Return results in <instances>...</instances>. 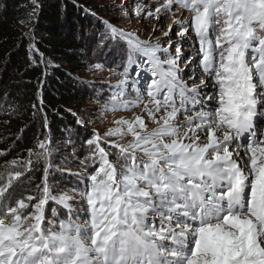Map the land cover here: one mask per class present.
<instances>
[{
  "label": "snow or ice",
  "instance_id": "1",
  "mask_svg": "<svg viewBox=\"0 0 264 264\" xmlns=\"http://www.w3.org/2000/svg\"><path fill=\"white\" fill-rule=\"evenodd\" d=\"M174 5L187 15L173 19L180 39L172 41V25L164 32L167 47L104 22L106 36L124 47L123 71L113 69L122 79L103 110L142 106V114L87 140L81 166L91 171L73 189L78 212L66 191L53 194L48 137L0 172V264H264V127L256 124L264 117V0H164L157 18ZM182 42L194 50L187 57ZM181 62L210 77L211 89L202 91L209 85L196 67L189 87ZM129 87L135 99H125ZM41 162L36 194L14 197V182ZM50 202L67 217L50 208L48 219Z\"/></svg>",
  "mask_w": 264,
  "mask_h": 264
},
{
  "label": "trees",
  "instance_id": "2",
  "mask_svg": "<svg viewBox=\"0 0 264 264\" xmlns=\"http://www.w3.org/2000/svg\"><path fill=\"white\" fill-rule=\"evenodd\" d=\"M83 3L0 0V153L6 161L25 159L38 139L80 131L69 107L90 97L78 83L82 55L103 27L86 15Z\"/></svg>",
  "mask_w": 264,
  "mask_h": 264
},
{
  "label": "rangeland",
  "instance_id": "3",
  "mask_svg": "<svg viewBox=\"0 0 264 264\" xmlns=\"http://www.w3.org/2000/svg\"><path fill=\"white\" fill-rule=\"evenodd\" d=\"M83 4H86L84 12L87 16L93 18L100 23L102 30L98 35H92L91 44L87 47L88 53L82 55V60L85 63V69L80 74L78 83L85 91L89 93V99L86 103H83L80 107H69V111L75 113L79 118V130H68L62 132L60 136L51 140L49 137V143L53 149L50 160L53 165L49 169L50 178L49 182L53 185V194L59 191H66L70 196H72V206L74 209L79 211L81 205L78 203L81 201V196L74 192L73 189H83L85 184L82 179L86 172H90L91 168L85 169L81 166V161L84 160L86 156L89 155V146L87 140L92 138L93 133H103L114 127V121L121 118H131L133 113L142 114L141 108H135L132 111H107L105 112L104 104L105 101L112 95L113 89L110 85H115L121 76L114 75L115 72L123 71L122 65L120 64V57L117 54V48H123L124 44L121 42L117 44L116 41L106 36L107 29L105 27V21L109 24L115 26L117 29H122L125 32L135 33L141 40H153L155 41L157 37L161 40V45L167 47V37L164 36V32L169 31V26L167 28L166 23L172 21L174 18H183L187 15L185 10L178 8L176 5L173 6L171 13L167 11H161L158 15L155 14V9L160 7L164 0H83ZM140 8V15L136 14V8ZM98 12L103 13L98 16ZM154 13L153 16L148 17L147 13ZM172 13L175 14L173 17ZM172 29L169 35L173 42L180 39L176 36L177 25L171 24ZM155 29V31H154ZM191 35V33H189ZM173 55H175V44L171 48ZM194 50L189 46L188 42L181 43V53L184 57H187ZM163 57V54H161ZM100 63L104 66V70H96L92 66ZM180 68V78L186 81L189 87L192 86V81L189 77L192 75L193 68L196 67V75L204 78L205 82L208 83L209 88L203 89L202 91H209L211 89V78L205 76L201 71H199L196 65L186 66L184 62L179 65ZM131 76L135 77L136 68L130 70ZM145 80L150 82V73H142ZM199 84V80L196 81ZM143 91L142 85H138ZM130 95L126 96L125 99H135V93L129 87ZM148 122L149 129L155 127L150 121ZM183 120V117H180ZM258 127H264V117H259L256 120ZM45 139V138H44ZM43 139V140H44ZM131 137L125 138L122 143H127ZM106 151L110 152V157L115 161V150L111 149L109 146L104 145ZM38 148L36 146V150ZM242 151V149H241ZM29 153V152H28ZM6 154H0V172L6 170V165L12 160H25L21 157H15L9 161L5 160ZM35 160V157H33ZM35 164V163H34ZM33 164V167H34ZM44 167V165H43ZM13 171H23L22 168H13ZM39 170V171H38ZM37 171L33 168L32 171L25 173L19 180L15 181L13 188L10 189L13 196L20 198L24 195H35V189L38 184H40L43 179V168H39ZM39 173H41L39 175ZM73 173L79 175H72ZM31 178V179H29ZM40 178V182L38 180ZM39 182V183H38ZM49 210L47 211L48 219H55L51 215L50 208H56L57 215L60 218L67 217V210L50 202L46 206ZM72 219H76L73 215ZM78 222H82V219ZM158 223V221H157Z\"/></svg>",
  "mask_w": 264,
  "mask_h": 264
},
{
  "label": "bare ground",
  "instance_id": "4",
  "mask_svg": "<svg viewBox=\"0 0 264 264\" xmlns=\"http://www.w3.org/2000/svg\"><path fill=\"white\" fill-rule=\"evenodd\" d=\"M172 23H173L172 21H168V22L166 23L167 28H168V26L171 25Z\"/></svg>",
  "mask_w": 264,
  "mask_h": 264
}]
</instances>
